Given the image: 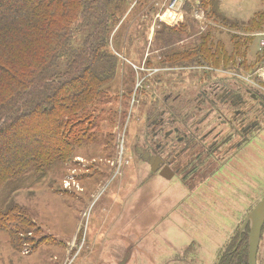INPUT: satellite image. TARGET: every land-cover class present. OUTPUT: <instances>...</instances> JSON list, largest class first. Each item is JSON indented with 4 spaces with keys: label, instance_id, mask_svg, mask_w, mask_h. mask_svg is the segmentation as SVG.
Instances as JSON below:
<instances>
[{
    "label": "rangeland",
    "instance_id": "374dc122",
    "mask_svg": "<svg viewBox=\"0 0 264 264\" xmlns=\"http://www.w3.org/2000/svg\"><path fill=\"white\" fill-rule=\"evenodd\" d=\"M171 1L117 0L119 10L111 8L118 13L108 45L114 76L80 97L91 122L72 119L68 145L47 164L48 175L10 186L22 188L0 220V264H219L222 256V264H238V254L245 264L240 229L264 199V108L250 104L263 130L254 132L247 157L214 178H189L184 186L171 169L154 175L135 148L165 140L172 113H198L197 95L217 81L248 84L264 96V19L260 28L249 26L264 0H222L218 12L230 25L212 15L209 0L192 12L182 0L179 20L167 19ZM167 29L178 33L158 41ZM208 115L213 126L216 114ZM257 262L264 264V228Z\"/></svg>",
    "mask_w": 264,
    "mask_h": 264
},
{
    "label": "trees",
    "instance_id": "16d2710c",
    "mask_svg": "<svg viewBox=\"0 0 264 264\" xmlns=\"http://www.w3.org/2000/svg\"><path fill=\"white\" fill-rule=\"evenodd\" d=\"M116 1L0 0V220L9 199L22 188L10 186L47 176V164L60 160L68 145L64 134L69 135L66 129L72 119L82 115L81 122L92 113L80 97L96 93L113 78L117 59L108 45L110 26L118 19L122 3L114 5ZM209 1L212 15L230 25L218 12L222 0ZM188 2L191 12L204 6L203 0ZM112 7L116 12L110 11ZM90 19L97 22L93 32ZM252 19L249 26L262 27L264 12ZM176 33L159 32L157 39L170 37L166 41L170 43ZM78 34L81 44L73 47ZM102 67H109L107 73ZM71 108L79 112L65 117ZM47 124L48 131H44ZM247 233L242 238L245 264ZM223 260L224 256L219 264ZM238 264H242V254H238Z\"/></svg>",
    "mask_w": 264,
    "mask_h": 264
},
{
    "label": "flooded vegetation",
    "instance_id": "af4514ba",
    "mask_svg": "<svg viewBox=\"0 0 264 264\" xmlns=\"http://www.w3.org/2000/svg\"><path fill=\"white\" fill-rule=\"evenodd\" d=\"M234 85L225 80L215 82L197 95L199 99L195 104L202 106L198 113H172L175 121L172 120L164 132L165 140L161 139L154 146L143 144L135 148V153L152 174L164 168L171 169L174 178L180 176L182 185L188 186L189 178H214L239 155L245 153L247 157V147L258 141L254 132L263 130V123L253 120L250 104L257 102L264 108V96L259 91L254 94L253 87L248 84ZM210 111L216 114L217 123L213 126H209ZM164 127L161 131L154 129V140L162 137ZM222 158L223 162L216 168L214 162ZM249 158L250 154L244 162L250 167ZM235 170L233 166L232 173H238Z\"/></svg>",
    "mask_w": 264,
    "mask_h": 264
},
{
    "label": "water",
    "instance_id": "95a60500",
    "mask_svg": "<svg viewBox=\"0 0 264 264\" xmlns=\"http://www.w3.org/2000/svg\"><path fill=\"white\" fill-rule=\"evenodd\" d=\"M147 161V156H145ZM149 162V161H147ZM264 228V199L251 211L240 230V241L242 235L248 230L249 256L248 264H257V254ZM239 241V242H240Z\"/></svg>",
    "mask_w": 264,
    "mask_h": 264
},
{
    "label": "built area",
    "instance_id": "2783aa9c",
    "mask_svg": "<svg viewBox=\"0 0 264 264\" xmlns=\"http://www.w3.org/2000/svg\"><path fill=\"white\" fill-rule=\"evenodd\" d=\"M172 3L169 5V11H168V19H176L177 21L179 20L178 14H175L176 12V6L179 3H183L182 0H172ZM264 45V42H263Z\"/></svg>",
    "mask_w": 264,
    "mask_h": 264
},
{
    "label": "crops",
    "instance_id": "0c3cea01",
    "mask_svg": "<svg viewBox=\"0 0 264 264\" xmlns=\"http://www.w3.org/2000/svg\"><path fill=\"white\" fill-rule=\"evenodd\" d=\"M182 15V14H181ZM178 16H179V11H178ZM180 18V17H179ZM168 19V18H167ZM241 230V229H240Z\"/></svg>",
    "mask_w": 264,
    "mask_h": 264
},
{
    "label": "bare ground",
    "instance_id": "6f19581e",
    "mask_svg": "<svg viewBox=\"0 0 264 264\" xmlns=\"http://www.w3.org/2000/svg\"><path fill=\"white\" fill-rule=\"evenodd\" d=\"M257 264H258V262H257Z\"/></svg>",
    "mask_w": 264,
    "mask_h": 264
}]
</instances>
